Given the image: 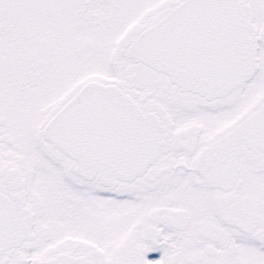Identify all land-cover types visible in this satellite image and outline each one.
<instances>
[{
	"label": "snow or ice",
	"instance_id": "snow-or-ice-1",
	"mask_svg": "<svg viewBox=\"0 0 264 264\" xmlns=\"http://www.w3.org/2000/svg\"><path fill=\"white\" fill-rule=\"evenodd\" d=\"M0 264H264V0H0Z\"/></svg>",
	"mask_w": 264,
	"mask_h": 264
}]
</instances>
